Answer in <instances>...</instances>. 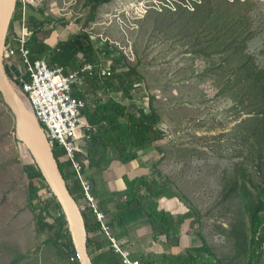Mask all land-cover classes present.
<instances>
[{
    "label": "rangeland",
    "instance_id": "obj_1",
    "mask_svg": "<svg viewBox=\"0 0 264 264\" xmlns=\"http://www.w3.org/2000/svg\"><path fill=\"white\" fill-rule=\"evenodd\" d=\"M194 1L109 0L96 8L93 18V0H19L15 9L35 17L28 23L37 29L40 41L55 46L87 31L98 48L107 44L126 56L121 70L141 74L132 98H123L124 88L93 93L91 86H82L89 101L114 96L136 105L131 112L137 115L140 108L158 113V126L168 133L146 147V177L170 179L187 198H161V208L174 214L191 208L195 212L170 238L155 239L157 228L148 225L141 243L119 241L140 264L156 253L193 256L192 264L249 261L251 214L264 176V125L258 119L246 122L258 114L261 96L247 92L248 71L239 68L247 58L264 67V0L211 1L228 17V26L217 34L220 42L233 41L231 49L221 52L205 47L212 43L213 21L206 26L195 20ZM19 24L15 19L13 30ZM113 55H103L99 62L113 66ZM15 123L0 94V264H74L54 232L38 233L35 210L42 204H30L24 169L36 160L17 139ZM80 148L87 150L86 141ZM68 175L72 182L71 170ZM79 203L82 208L87 205L85 199ZM113 222L105 216L111 234L120 235L123 230ZM101 243V249H92L93 256L111 246L105 236Z\"/></svg>",
    "mask_w": 264,
    "mask_h": 264
},
{
    "label": "trees",
    "instance_id": "obj_2",
    "mask_svg": "<svg viewBox=\"0 0 264 264\" xmlns=\"http://www.w3.org/2000/svg\"><path fill=\"white\" fill-rule=\"evenodd\" d=\"M107 1L109 0H93L92 14L89 18H93L96 8ZM211 1L214 0H203L201 3H198L197 0L194 1L193 3L197 8L193 14L195 20L199 21L201 25L210 26L209 22L213 21L212 26L214 28L212 32L214 36L211 38L212 43L205 47H214L216 48V52L227 51L232 48L233 41L220 42L221 40H219L217 34L228 26L229 23H226L228 17L224 10L220 9L221 6H216L215 8ZM178 6L181 5L179 4ZM40 12H43V9H40ZM22 16V8L14 13L8 37L14 31V20L17 18L20 19ZM30 19L35 20V17L29 18L27 16V22ZM29 26L32 27L31 25ZM36 30L30 41L31 58L33 60L41 58L40 56L45 54V59L51 66L64 65L70 71L80 68L85 63H92L97 66L101 63L99 62L101 56L111 57L114 54L113 59L115 65H111L112 75L100 76L99 67H96L94 74L86 77L87 84L85 85L91 86L93 93H98L100 90H103L105 93L109 91L118 92L121 88H124L123 98H132L131 91L135 87V82L141 79V74L135 69H120L122 62L126 59V56L121 51L111 49L107 44L98 48L90 33L87 31L74 33L68 39L60 40L55 46H51L38 39ZM11 59L14 62L17 60L15 57ZM6 68L9 76H11V69L7 63ZM239 70L248 71L245 79L248 81V85L246 86L247 92L251 95H253L252 92H258L256 97L261 96L258 114L249 117L246 119V122L258 119L264 125V67L256 65L250 58H247L244 59V63ZM249 81L253 83L250 84ZM74 95L86 100L87 106L84 114L91 124L97 126V130L86 141V154L84 155V152L77 153L80 160L84 157L87 158V165L90 170H94L95 172L98 168L105 170L111 162L109 158L110 153L115 159L123 163L133 161L139 156V149L163 140L165 136L164 130L158 126V115L155 116L156 112L148 113L140 108V114L137 115V113L131 112V109L137 108L136 105H126L114 96H108L106 98L95 96L89 101L87 91H85L84 87L75 88ZM252 112V110L249 111V113ZM261 136L264 138V127L261 131ZM53 151L72 195L79 202L81 199H84L85 193L81 182L77 179L75 172L72 171L73 166L67 157L66 150L56 143ZM24 169L29 178L28 198L30 204L33 205L35 200L42 204L41 207L35 210L39 235L46 231L54 232L57 235L56 240L58 243L60 242L64 249L72 254V263L80 264L66 216L56 196H50L45 192V189L49 188V185L41 169L37 163L26 164ZM69 170H71L72 176L74 175L75 177H73L72 182L69 179ZM123 179L126 188L122 191H116L115 195L119 200L125 196L126 201L117 205L116 211L112 213V220L119 227L125 224L122 214L123 209L141 208L150 220V226L157 228V232L154 234L155 239L160 235H165L167 238H170L171 232L174 229L182 226L188 218L194 216L195 212L192 208L184 213L174 214L160 207L161 198L177 197L180 201H187L185 195L175 190L170 179L163 178L162 181H159L154 178L149 180L144 175L134 178L124 175ZM91 187V192L96 197L92 183ZM96 205L98 210L106 216V213L101 210L100 205L97 203ZM58 211L62 213L61 216L57 214ZM82 213L87 227V243L92 264H122L121 254L115 252L112 242L102 230L101 222L97 219L93 208L86 205L82 208ZM251 231L252 239L248 264H264V176L261 197L255 204L251 214ZM103 236H105L111 246L108 250H103L96 256H93V248H102L101 237ZM114 236L118 238L117 235ZM205 249L207 252L209 251L208 248ZM194 258L193 256L182 258L179 255H171L169 253H156L153 255L150 254L141 264H192V261H195Z\"/></svg>",
    "mask_w": 264,
    "mask_h": 264
},
{
    "label": "built area",
    "instance_id": "obj_3",
    "mask_svg": "<svg viewBox=\"0 0 264 264\" xmlns=\"http://www.w3.org/2000/svg\"><path fill=\"white\" fill-rule=\"evenodd\" d=\"M19 25L20 27H15L9 37L7 34L4 47L5 63L9 66L15 64L20 71L17 75L11 70L9 76L18 98L27 102L32 108L34 116L46 132L51 147L58 143L66 150L73 171L83 187L84 199L96 213L102 230L110 238L115 252L121 254L122 264H140L138 259L131 257L129 250L122 248L114 234H111L110 227L105 223L104 213L98 210L96 199L91 192V183L84 172L87 160L81 161L77 155L78 152H82L81 143L90 138L97 130V126L88 121L84 114L87 102L74 95L75 88H82L86 83V77L93 75L96 67H99L100 76L112 75L111 66L102 63L97 66L85 63L78 69L68 71L64 65L51 66L44 57L33 60L30 41L36 29L29 26L25 12L20 18ZM13 57L17 59L16 62L11 59ZM157 115L158 113H155V116ZM162 129L168 133L167 130ZM45 192L54 196L50 187ZM57 214L62 215L60 211Z\"/></svg>",
    "mask_w": 264,
    "mask_h": 264
},
{
    "label": "water",
    "instance_id": "obj_4",
    "mask_svg": "<svg viewBox=\"0 0 264 264\" xmlns=\"http://www.w3.org/2000/svg\"><path fill=\"white\" fill-rule=\"evenodd\" d=\"M19 0H10L9 7L0 22V93L15 116V133L18 140L22 141L34 156L37 165L41 169L47 184L53 191L62 210L66 216L69 230L75 244L80 264H92L87 243V227L82 213V207L72 195L67 180L60 168L59 162L55 157L53 148L49 144L46 132L36 119L38 127L46 137V143L38 142L26 129L22 109L18 101L17 92L10 81L7 72L4 47L11 20L14 16ZM17 75L20 71L16 65L10 66Z\"/></svg>",
    "mask_w": 264,
    "mask_h": 264
},
{
    "label": "crops",
    "instance_id": "obj_5",
    "mask_svg": "<svg viewBox=\"0 0 264 264\" xmlns=\"http://www.w3.org/2000/svg\"><path fill=\"white\" fill-rule=\"evenodd\" d=\"M86 150H82L84 154ZM139 156L128 163H123L118 159H115L112 154H109L111 162L109 166L104 170H90L88 165H85V172L87 177L91 181L93 188L96 192V203L100 205L102 211L106 213L108 219H113L112 213L116 211L117 205L126 201V197H122L121 200L115 195L116 191H122L126 188L124 182V175L134 178L136 176L144 175L146 177V147L139 149ZM87 160L86 157L83 158ZM125 224L119 227L114 221V225L118 229H122L123 232L117 235V239L124 242H136L141 243L146 240V226L150 225V220L146 217V213L141 208L123 209L122 211ZM129 238V239H128ZM136 239V241H134ZM125 245L123 244L122 248Z\"/></svg>",
    "mask_w": 264,
    "mask_h": 264
},
{
    "label": "bare ground",
    "instance_id": "obj_6",
    "mask_svg": "<svg viewBox=\"0 0 264 264\" xmlns=\"http://www.w3.org/2000/svg\"><path fill=\"white\" fill-rule=\"evenodd\" d=\"M10 0H0V22L3 19L7 9L9 7ZM19 104L22 109V114L24 117V124L27 131L38 141L46 143V137L43 131L38 127L35 116L32 112V108L27 102L18 98Z\"/></svg>",
    "mask_w": 264,
    "mask_h": 264
}]
</instances>
